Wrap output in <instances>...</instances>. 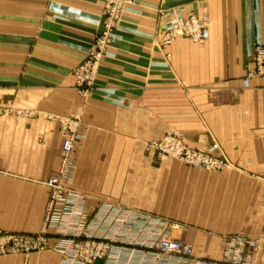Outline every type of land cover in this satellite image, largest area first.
Returning <instances> with one entry per match:
<instances>
[{"label": "crops", "instance_id": "crops-1", "mask_svg": "<svg viewBox=\"0 0 264 264\" xmlns=\"http://www.w3.org/2000/svg\"><path fill=\"white\" fill-rule=\"evenodd\" d=\"M103 2L0 0V111L20 112L0 115L3 223H28L10 222L11 209H41L34 226L42 221L48 200L44 182L58 171L63 142L61 124L51 117L80 120L71 158L76 215L49 228L55 229L48 234L51 242L59 240L58 228L64 224L68 235L109 237L107 219L91 211L107 210L100 203L102 189L113 185L123 192L139 175L140 146L173 131L196 148L218 142L230 163L228 191L242 200L239 207L249 210L248 217L235 221L249 226L246 243L239 246L232 238L227 255L240 250L243 258L264 264V76L248 88L241 84L255 44L264 45V0H133L90 96L82 98L74 88L73 69L102 31ZM191 14L208 16V38L203 44L179 38L163 48V29L175 16ZM91 161L97 164L93 173ZM95 178L98 188L92 185ZM135 195L129 201L138 205ZM114 205L118 203L108 209ZM142 218L130 231L119 230L118 240L137 242L136 263L173 264L142 247L147 232ZM175 237L193 243L198 257L233 264L224 262L222 236L179 232ZM54 251L0 264H63L60 252Z\"/></svg>", "mask_w": 264, "mask_h": 264}, {"label": "rangeland", "instance_id": "rangeland-1", "mask_svg": "<svg viewBox=\"0 0 264 264\" xmlns=\"http://www.w3.org/2000/svg\"><path fill=\"white\" fill-rule=\"evenodd\" d=\"M133 4V0H104L103 2V28L102 31L95 36L86 59L77 64L73 69L74 76V88L78 95L82 98H87L90 96L96 78L98 76L99 68L101 62L104 58L105 52L115 38V32L119 27V24L123 18L125 11ZM162 7L159 8L160 14H162ZM181 17L183 19H190V26L188 24L186 27H190V31L194 30V33H199L200 27H205L208 30L207 37L202 42L194 41L190 36L175 35L169 33V30L178 24L177 18ZM203 17H206L207 20L203 22ZM186 22V21H185ZM209 20L207 15L199 17L198 15L191 14L188 16L177 15L175 18L163 29L162 37L160 44L163 48L168 47L174 40L179 38L189 39L197 44H203V42L209 36ZM185 27V26H183ZM187 29V30H188ZM256 45V44H255ZM255 48V47H254ZM95 50L101 52V57L97 66H94L93 63L88 61L91 59V53ZM254 52V49H253ZM253 58V54H252ZM93 57V62H94ZM87 62V63H86ZM84 63L85 66H84ZM253 64L249 67L251 68ZM248 68V69H249ZM247 69V71H248ZM245 75L241 78V84L244 88L251 86L253 80L256 78L262 77L259 75L251 81V84L246 87L243 84V79ZM77 76L82 77L84 80V89L83 93H80L77 85ZM3 112V113H1ZM12 111L3 110L0 111V115H20V112L16 110L14 114ZM23 113H21L22 115ZM31 116V113H27ZM24 115V114H23ZM49 118V117H48ZM52 120H57L61 124L60 132L63 135V142L65 138L69 135L74 136V143L78 137L79 133V119H68L66 116H55L51 117ZM174 138L175 140L181 141L185 149H189L192 152H203L212 157V162L216 165H207L203 163H197L191 159H188L186 151H183L184 154L175 153L176 146L167 145L170 151H167V148L162 146L160 143L166 138ZM62 142V144H63ZM74 147V146H73ZM184 149V150H185ZM74 150V148H73ZM73 153V152H72ZM72 154L69 157V161L66 166H63V151L61 150V158L58 167V171L65 169L66 174L63 177L64 191L58 201H56V207H53L51 210V215L54 214L57 218V222L66 221L67 218V207H69L68 195L74 193L72 192V187L70 182H72V174L76 169L74 164L71 162ZM139 169V175L136 178H133L134 183L126 185L124 191L121 192L118 190V187L106 185V188L102 190L105 191L103 196H100L101 204L106 205L107 210L110 204L118 203L124 209L133 210L137 214L141 215L143 218H148L150 221H153L155 228H158L160 232H168L171 238L175 237L177 233L182 232L184 234L190 233L193 236L197 233L205 234L206 236H222V242L225 245V255L224 262L231 261L227 255L228 248L231 247L232 238L238 241V245L244 247L246 243L243 240L246 236L249 226L243 224H236L235 221L244 220L248 217L249 210L239 207L238 205L242 204V200L238 199L237 195L228 191V177L227 172L230 168V163L220 152V146L218 142H214L209 147L196 148L192 147L179 133L170 132L162 133L159 136H155L148 141L144 142L140 146L138 161L136 162ZM90 168L96 172L97 164L95 161L90 162ZM57 171V172H58ZM51 177V176H50ZM93 178V177H92ZM91 178V180H92ZM127 179L130 182L131 178H124L125 184ZM126 180V181H125ZM93 181V180H92ZM95 183L93 186L97 185L98 178L94 179ZM46 182V181H45ZM44 182V184H45ZM46 186V185H45ZM67 191V193H66ZM75 194V193H74ZM136 194L135 196L138 199L139 204H131L129 198L131 195ZM77 196V194H75ZM95 195V194H93ZM52 199V192L48 188V200L42 210V221L39 225L34 226V216L37 212V217L39 222L41 209H11L10 213V222L17 221L28 222L26 224H12V223H3V209H0V232L1 233H15V234H47V240L44 245L33 249L30 252H20V251H7L5 253L0 251V260H8L11 258H20V257H29L30 254L44 252L48 250H55L60 252L63 264L66 260V254L62 251V248H66L68 243V234L66 226L64 224L63 228H58L57 236L59 240L51 242L49 231H55V229H50V227H56L57 225L48 224L47 215L48 207ZM122 199V202H121ZM128 199V200H127ZM126 205V206H125ZM133 206L131 209L130 206ZM136 205V206H134ZM94 213L97 210H91ZM93 214L91 218H94ZM21 216V217H20ZM142 218V219H143ZM8 220V221H9ZM143 225L148 224V222L142 223ZM36 229L33 232H29L31 229ZM51 231V232H52ZM114 231L119 232V228L112 230V234H115ZM127 232V227L124 230ZM159 232V231H158ZM147 235V232H146ZM182 240V239H180ZM184 241V240H182ZM186 242V241H184ZM1 243V240H0ZM113 244H119V242H111ZM141 243V242H140ZM188 243V242H186ZM193 246L194 244L189 243ZM137 247V246H136ZM238 249V248H236ZM54 251V252H55ZM242 253V252H241ZM64 255V256H63ZM195 255V254H194ZM196 256V255H195ZM198 257V256H196ZM202 258V257H200ZM243 258V257H242ZM210 260L207 258H203ZM246 259V258H243ZM214 264L215 262L211 260Z\"/></svg>", "mask_w": 264, "mask_h": 264}, {"label": "built area", "instance_id": "built-area-1", "mask_svg": "<svg viewBox=\"0 0 264 264\" xmlns=\"http://www.w3.org/2000/svg\"><path fill=\"white\" fill-rule=\"evenodd\" d=\"M190 19H183L182 16L177 18L176 26L169 30V33L175 35H184L190 36L196 42H202L208 35V30L203 26L200 27L199 33H194V30L190 31V27H186L185 23L190 26ZM207 20L206 17H203L204 21ZM186 21V22H185ZM185 26V27H183ZM188 29V30H187ZM252 64L253 66L248 69L245 78L243 79L244 86L248 87L251 84V81L257 76L264 74V45L256 44L254 46ZM93 57L94 62H93ZM91 53V59L88 61L93 63L94 66H97L101 57V52L95 50ZM87 63V62H86ZM84 63V66L85 64ZM82 77L77 76V85L79 92L83 93L84 89V80ZM176 146L175 153L184 154L183 151H186L188 159H191L197 163H203L207 165H216L212 162V157L203 154V152H192L189 149H185L181 141L175 140L174 138H166L160 144L167 148V151H170L167 145ZM74 146V136L69 135L65 138L62 144L63 151V166H66L69 157L73 152ZM185 149V150H184ZM214 161V160H213ZM218 165V164H217ZM216 165V166H217ZM65 170V169H64ZM63 169L59 170L56 174L52 175L45 182V185L52 192V199L48 207L47 222L48 224L57 223V218L54 214L51 215V210L53 207H56V201L59 200L63 194V177L66 172ZM67 193V191H66ZM78 197L72 193L68 195L69 207H67V215L69 217H75V206L78 202ZM79 204V203H78ZM99 217L101 219H107L108 229H110V236L103 238L93 235H88L81 237L77 233L70 234L68 236V243L66 248H62V251L65 252L66 260L64 264H96L97 261H103L104 264H139L136 263L137 254L134 252V249L137 246V242L134 245H131V242L120 241L116 237L118 231H114L115 234H112V230L119 228V230L130 231L132 225H136L138 220L141 218L137 212L133 210L124 209L119 205H114L108 210H97ZM101 214V216H100ZM94 219V218H92ZM142 223L148 222V224L143 225L147 230V235L140 243L142 247L151 251L156 250L158 254H161L165 257L171 258L173 264H214L211 260H206L194 255L193 246L189 243H186L180 239L171 238L168 232L162 231L158 232V228H155L153 221H150L148 218H143ZM47 234H15V233H1L0 232V251L5 253L7 251H20V252H30L33 249L40 247L45 244L47 240ZM111 242H119V244H113ZM255 249V246L253 247ZM231 263L233 264H256L251 258L243 259L241 256V251L239 250V255H232L230 258Z\"/></svg>", "mask_w": 264, "mask_h": 264}]
</instances>
